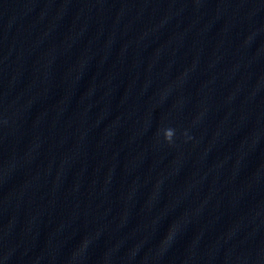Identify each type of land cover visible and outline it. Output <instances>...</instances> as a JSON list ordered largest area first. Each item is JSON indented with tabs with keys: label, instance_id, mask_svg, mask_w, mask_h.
Instances as JSON below:
<instances>
[{
	"label": "clouds",
	"instance_id": "clouds-1",
	"mask_svg": "<svg viewBox=\"0 0 264 264\" xmlns=\"http://www.w3.org/2000/svg\"><path fill=\"white\" fill-rule=\"evenodd\" d=\"M173 135H174V130H173V129H170V128H169V129H166V130L164 131V137H165V139L168 140V141H171Z\"/></svg>",
	"mask_w": 264,
	"mask_h": 264
}]
</instances>
